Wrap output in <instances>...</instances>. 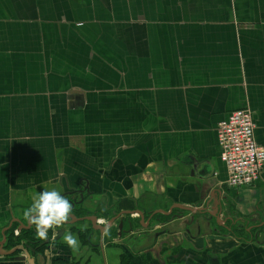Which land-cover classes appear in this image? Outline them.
<instances>
[{"label": "crops", "instance_id": "0c3cea01", "mask_svg": "<svg viewBox=\"0 0 264 264\" xmlns=\"http://www.w3.org/2000/svg\"><path fill=\"white\" fill-rule=\"evenodd\" d=\"M241 109L264 148V0H0V229L55 188L77 245L50 264H264V165L226 190L216 140Z\"/></svg>", "mask_w": 264, "mask_h": 264}, {"label": "built area", "instance_id": "2783aa9c", "mask_svg": "<svg viewBox=\"0 0 264 264\" xmlns=\"http://www.w3.org/2000/svg\"><path fill=\"white\" fill-rule=\"evenodd\" d=\"M254 121L248 109L231 112L217 124L220 160L226 169L223 185L231 190L251 187L264 165V148L254 141Z\"/></svg>", "mask_w": 264, "mask_h": 264}, {"label": "clouds", "instance_id": "9594fccd", "mask_svg": "<svg viewBox=\"0 0 264 264\" xmlns=\"http://www.w3.org/2000/svg\"><path fill=\"white\" fill-rule=\"evenodd\" d=\"M71 211V203L53 188L38 192L22 215L29 224L35 225L36 235L43 240L48 238L50 228L62 225L70 218ZM63 239L67 246L76 247L77 239L71 232Z\"/></svg>", "mask_w": 264, "mask_h": 264}, {"label": "flooded vegetation", "instance_id": "af4514ba", "mask_svg": "<svg viewBox=\"0 0 264 264\" xmlns=\"http://www.w3.org/2000/svg\"><path fill=\"white\" fill-rule=\"evenodd\" d=\"M71 192L69 191V192L63 193L64 198L67 199V197L71 196V194L72 195L76 194V193H71ZM66 195H67V197H66ZM79 197L81 200L82 195H80ZM67 200L71 203L72 210H73V208L77 205V202H76L77 200L76 199H74V200L73 199H67ZM224 201H226V203H227L228 200L226 199V197H225ZM224 201H222V203ZM226 205L228 206V203ZM69 219L67 220L68 222H70ZM229 224H230V222H229ZM233 224L236 225L235 223H233ZM73 225H75V224H72V225H69L66 227H70ZM62 227H63L62 225H59L57 227L50 228L48 230V238L42 240L36 235L35 225L32 226V228H31L32 233L27 235L25 232L19 231V234L16 235L17 238L13 237L14 231L10 227L6 226V227L0 229V252L6 253V252H9L11 249H15V248L18 249V247H22V248L25 247L30 251L31 250H38L42 254L46 255L44 264H50L51 263V256H52V253H54L53 252L54 249L56 248L58 242L60 244L61 241L64 240L63 237L68 232L66 230V232L63 233ZM237 230L239 231L238 233H237ZM237 230H233L232 227L230 226L228 231L232 236H235L236 239H239V240L249 239V234L246 233V229L237 228ZM256 230H258V229H256ZM76 232L81 233L80 230H75V233ZM253 232H255V234H253V236H251V240H253V239L257 240V239L261 238V234L259 233V231L254 230ZM250 233H252V232H250ZM256 233H259V234H256ZM58 236H60V238L56 239V237H58ZM263 236H264V234H263ZM244 241H246V240H244ZM30 251H28V252L30 253ZM18 254H21V253L19 251H15L10 257L16 256Z\"/></svg>", "mask_w": 264, "mask_h": 264}, {"label": "water", "instance_id": "95a60500", "mask_svg": "<svg viewBox=\"0 0 264 264\" xmlns=\"http://www.w3.org/2000/svg\"><path fill=\"white\" fill-rule=\"evenodd\" d=\"M220 194V191L217 192V201L213 207V209H211L212 213L210 214V212H208L209 215H211L212 217H214L215 219L218 218V216L223 212V207H224V204L222 203V201L225 200V197H221L219 196ZM182 209V211H188L190 213H193L194 211H190V209H187V208H180ZM196 211L197 213H201V214H207V212L205 211V209H202V208H196ZM171 212V210L169 212H162V211H159V213H162L164 215H169ZM154 214H157L156 212ZM127 215H130V213H127ZM138 215L140 217V220H143V214L141 212L138 211ZM117 215L114 214V217L111 219V224L119 217V216H123L122 215ZM174 217H176L177 219L181 217V215H173ZM80 220L79 222H82V221H88L90 222L91 224V230L93 232H98L99 235L101 237H99V240L101 242L102 240V234L105 232L106 230V227L105 226H99V225H96V219H94L93 221L92 220H89L88 218H84V219H78ZM128 223V227L129 229H131L132 227V223L130 220L127 221ZM74 223H71V222H68L66 221L65 223L62 224V231L63 233L66 232V226H69V225H72ZM95 224V226H94ZM9 225H11V222H9ZM122 226H123V221L122 219L120 220L119 224H118V232H117V238H119L121 236V233L124 232L122 231ZM61 231V232H62ZM82 234H84L83 236L85 237L84 241L89 243L91 241V238H92V233L89 232V233H86L85 231H81ZM61 235V234H60ZM60 236L56 237V239H59ZM15 251H19L21 252L24 256L23 257H18L16 259L17 262L19 263H26V264H44V261H45V254H42L41 252H39L38 250H28L27 248H22V247H18L15 248V249H11L9 252H6V253H3V252H0V256H11ZM30 251V253L28 252ZM39 262V263H38Z\"/></svg>", "mask_w": 264, "mask_h": 264}]
</instances>
